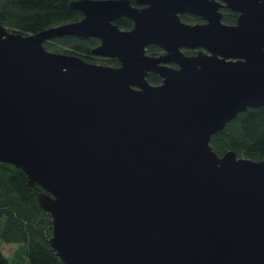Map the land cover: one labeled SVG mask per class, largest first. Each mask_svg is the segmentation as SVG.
I'll return each mask as SVG.
<instances>
[{
	"label": "water",
	"instance_id": "1",
	"mask_svg": "<svg viewBox=\"0 0 264 264\" xmlns=\"http://www.w3.org/2000/svg\"><path fill=\"white\" fill-rule=\"evenodd\" d=\"M142 4L71 2L80 21L33 35L0 24V163L41 188L61 264H264V159L209 146L264 107V0ZM67 35L97 38L91 54L119 66L44 48Z\"/></svg>",
	"mask_w": 264,
	"mask_h": 264
},
{
	"label": "trees",
	"instance_id": "2",
	"mask_svg": "<svg viewBox=\"0 0 264 264\" xmlns=\"http://www.w3.org/2000/svg\"><path fill=\"white\" fill-rule=\"evenodd\" d=\"M71 1L78 0H0V24L9 32L33 35L78 22L83 15L70 8ZM197 20L192 16L191 21ZM235 20V13L222 16L227 25H233ZM118 24L123 29L131 26L127 19ZM95 45L93 39L67 35L54 37L53 43L44 45V48L95 64L91 56ZM148 81L152 85L161 82L155 74H150ZM209 146L219 157L233 151L237 157L254 162L264 159V107L247 108L239 113L223 130L211 136ZM39 192L41 188L37 185L27 187L22 171L0 163V241L22 247L24 257L21 264H61L48 243L51 219L36 201ZM0 264H9L1 252Z\"/></svg>",
	"mask_w": 264,
	"mask_h": 264
},
{
	"label": "flooded vegetation",
	"instance_id": "3",
	"mask_svg": "<svg viewBox=\"0 0 264 264\" xmlns=\"http://www.w3.org/2000/svg\"><path fill=\"white\" fill-rule=\"evenodd\" d=\"M78 1H80V0H78ZM92 1H98V0H92ZM99 1H115V2H117V1H127L128 2V4L132 7V8H134V9H137V10H142V9H145L146 7H147V5L146 4H142V2L144 1V0H99ZM72 2V1H71ZM70 2V3H71ZM75 2H77V1H75ZM70 3H69V6H70ZM73 10H75V9H73ZM78 11V10H77ZM221 13H222V16L223 15H229V16H233L234 15V13H230L229 12V10H226V9H224V8H222L221 10ZM80 12V11H79ZM81 14L83 15V13L81 12ZM196 17V16H195ZM236 17H237V15H236ZM82 18H83V16H82ZM179 18H180V21L182 22V23H185V24H189V25H194V24H203L204 23V21L201 19V18H199V17H197L198 18V20H197V22H195V21H191V19H192V15H188V14H186V15H181V16H179ZM122 19H127V20H129L130 21V24H131V26L129 27V28H126V29H123V28H120L118 25V22H120ZM119 30H122V31H129V30H131L132 29V27H133V23H132V21L130 20V19H128L127 17H125L124 15H121V16H118V17H116V19L112 22ZM53 39L54 38H52V39H50V40H48L47 42H45L44 43V45H46V44H49V43H53ZM86 39H93V40H95L96 41V45L94 46V48L93 49H95V48H97L98 46H99V44H100V41L97 39V38H92V37H89V38H86ZM146 55H148V56H150V57H161V56H163L165 53L161 50V49H159L157 46H155V45H148L146 48ZM183 51V53L185 54V55H194L193 53H195L194 51H190V50H186V49H184V50H182ZM92 56V58H93V61L95 62V64H99V65H104V66H111V64H114V66L113 67H118L119 66V61L117 60V59H111V58H104V57H100V56H96V55H91ZM110 61H115L114 63H109ZM171 67H173V68H176L173 64H169ZM112 67V66H111ZM150 74H153V73H149V75ZM149 77V76H148Z\"/></svg>",
	"mask_w": 264,
	"mask_h": 264
},
{
	"label": "rangeland",
	"instance_id": "4",
	"mask_svg": "<svg viewBox=\"0 0 264 264\" xmlns=\"http://www.w3.org/2000/svg\"><path fill=\"white\" fill-rule=\"evenodd\" d=\"M2 254L8 258L9 264H21L23 259V249L18 245H3ZM17 252V254L15 253ZM15 256V257H14Z\"/></svg>",
	"mask_w": 264,
	"mask_h": 264
},
{
	"label": "crops",
	"instance_id": "5",
	"mask_svg": "<svg viewBox=\"0 0 264 264\" xmlns=\"http://www.w3.org/2000/svg\"><path fill=\"white\" fill-rule=\"evenodd\" d=\"M4 244L0 241V252L2 251V246H3ZM2 253V252H1ZM7 258V257H6ZM8 259V258H7Z\"/></svg>",
	"mask_w": 264,
	"mask_h": 264
}]
</instances>
